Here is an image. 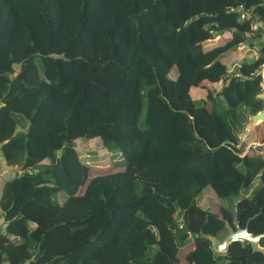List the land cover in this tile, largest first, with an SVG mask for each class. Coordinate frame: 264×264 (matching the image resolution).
I'll return each mask as SVG.
<instances>
[{"label":"trees","instance_id":"trees-1","mask_svg":"<svg viewBox=\"0 0 264 264\" xmlns=\"http://www.w3.org/2000/svg\"><path fill=\"white\" fill-rule=\"evenodd\" d=\"M52 1L0 0V264H263L195 201L264 233V0H54L55 37ZM79 139L124 167L82 182Z\"/></svg>","mask_w":264,"mask_h":264},{"label":"rangeland","instance_id":"rangeland-1","mask_svg":"<svg viewBox=\"0 0 264 264\" xmlns=\"http://www.w3.org/2000/svg\"><path fill=\"white\" fill-rule=\"evenodd\" d=\"M48 14L51 19V25L54 30V36L55 32L58 29V26L61 21V9L57 5V3L53 0L52 3L49 5ZM234 57H232L233 59ZM230 59V60H232ZM70 85V86H69ZM67 87L68 89L72 88V85L69 84ZM221 84L216 85V89H220ZM263 127V125H262ZM247 128V125L244 129V131L239 135L240 143L245 144V150H249L250 148L255 151H259L260 148L258 147V143H249L247 141L248 136L250 133L254 130L251 129L250 132L244 136V132ZM264 128V127H263ZM75 146L77 151L80 154L81 162L83 163L82 168V182L87 179V177H92L94 175L99 174H106L111 173L113 171H117L124 167L125 160L123 156L120 153L113 152V153H105L104 150L99 148V144L95 142V140H85V139H79L76 140ZM259 186L258 181L252 184L250 190L256 189ZM82 189V185L80 187ZM246 192H242V194H245ZM196 208L197 210H200L202 212V215H204L205 212H212V213H220V209L224 208L227 209V211H232L233 205H234V199H224L217 201L215 200L211 193L206 190L203 192L198 198L196 199ZM230 215V214H229ZM201 219V215H196L195 220H198L194 225H191V228H193V232H197V225L199 223V220ZM232 226L234 224V219L230 215V222ZM227 234V232H224ZM192 247V243L190 242L184 247H180L178 249H175L174 257L177 256L178 260L182 259V256L190 250ZM179 264H182V261H180Z\"/></svg>","mask_w":264,"mask_h":264},{"label":"water","instance_id":"water-1","mask_svg":"<svg viewBox=\"0 0 264 264\" xmlns=\"http://www.w3.org/2000/svg\"><path fill=\"white\" fill-rule=\"evenodd\" d=\"M256 98L262 101V109L254 115L248 114L247 128L244 132V136H246L251 129L259 125H263L264 127V89ZM234 214L235 221L233 226L228 221L224 220L227 235L223 239H218L211 235H204V237L209 240L212 251L216 254H225L231 243L239 242L242 247L248 244L253 252H260L264 255V248L259 245V240L264 238V233L257 235L250 233L247 229L248 222H246L244 228L240 227L239 220L241 210L238 208L237 204L234 205Z\"/></svg>","mask_w":264,"mask_h":264},{"label":"crops","instance_id":"crops-1","mask_svg":"<svg viewBox=\"0 0 264 264\" xmlns=\"http://www.w3.org/2000/svg\"><path fill=\"white\" fill-rule=\"evenodd\" d=\"M261 28L264 29V27H261ZM17 171L18 170L15 167L6 166L4 160L0 156V196H1L2 187L5 183V181L11 179ZM234 221H235V218H234ZM3 229H4L3 218H2V215L0 213V231L2 232Z\"/></svg>","mask_w":264,"mask_h":264},{"label":"built area","instance_id":"built-area-1","mask_svg":"<svg viewBox=\"0 0 264 264\" xmlns=\"http://www.w3.org/2000/svg\"><path fill=\"white\" fill-rule=\"evenodd\" d=\"M245 16H247V14L246 13H241V15H240V17L241 18H244ZM255 29V26L254 25H252V30H254Z\"/></svg>","mask_w":264,"mask_h":264}]
</instances>
